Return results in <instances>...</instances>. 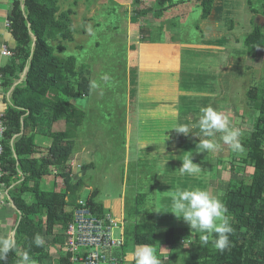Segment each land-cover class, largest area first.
I'll list each match as a JSON object with an SVG mask.
<instances>
[{"label": "rangeland", "instance_id": "374dc122", "mask_svg": "<svg viewBox=\"0 0 264 264\" xmlns=\"http://www.w3.org/2000/svg\"><path fill=\"white\" fill-rule=\"evenodd\" d=\"M132 2L58 0L61 11L74 12L71 17L73 42L63 43L59 39L49 42L53 47L65 45V51H56V56L61 59L73 57L76 68L87 70L90 82L95 81L98 85L91 87L87 98L62 99L83 114L81 125L68 131L70 140L75 143L72 156L79 154L80 161L74 163L72 178H83L82 200L90 192H98L96 202L104 212L120 220L121 229L114 235L123 236V240L125 237L129 240L132 230L147 228L149 231L151 227L165 232L162 225L166 224L171 225L169 228L188 227L169 213L172 211L170 193L178 187H200L213 194H222L235 188L233 181L248 182L241 170H231L228 160L239 153L233 152L230 146L220 141V151L200 152L196 148L199 139L195 136L203 137L198 128H193L189 136L172 129L177 123H197L200 109L210 105L229 117L231 126L241 130L242 139L251 129L254 118L246 92L252 87L264 91V50L250 51L243 45L253 24L260 22V17L250 12V7L259 9L260 0H215L211 16L203 21L194 0H173L175 6L163 14L159 19L161 22L155 19L151 23L149 10L156 9L153 0H139L138 7ZM136 7L140 17L133 16L132 10ZM160 24L167 32L162 31L164 28ZM145 29L150 32L142 33L143 39L139 32ZM166 35L171 38L170 43L169 39L166 41ZM157 43L173 45L172 52L163 59L166 64L162 71L158 69L155 57L141 51ZM142 65L156 68L154 80L164 74V80L177 84L172 89L173 120L171 113L164 117L155 115L159 119L155 122L144 117L148 105L141 101L143 94L139 95L137 70L135 73L136 67L142 68ZM105 74L110 80L101 79ZM127 93H132V98L128 99ZM165 109L171 111L170 107ZM157 125L160 130L143 129ZM55 129L64 132L66 128L59 122ZM217 139L219 141V135ZM48 142L50 140H43L44 144ZM40 144L37 147L46 151L47 148H41ZM185 155H192V162L198 164L202 172L182 175L178 170ZM43 189L51 190V187L43 186ZM61 189V181L57 179L56 190ZM138 195H145L141 210L136 209ZM1 214L3 219L14 223L13 212L2 208ZM58 232L61 234L57 229L54 234ZM193 232L190 230L189 234ZM156 238L160 243L163 237L158 235ZM190 241L180 247L181 256L173 264H186L182 261L183 253L194 250L188 246ZM132 249L130 240L125 250V264H131L135 259L130 254ZM155 249L157 254L169 253L168 248L162 247L160 252ZM52 252L58 254L57 257L65 255L63 246L58 252L56 249Z\"/></svg>", "mask_w": 264, "mask_h": 264}, {"label": "trees", "instance_id": "16d2710c", "mask_svg": "<svg viewBox=\"0 0 264 264\" xmlns=\"http://www.w3.org/2000/svg\"><path fill=\"white\" fill-rule=\"evenodd\" d=\"M214 1L194 0L202 21L211 16ZM260 1L259 9L250 7V12L264 18V0ZM153 2L156 9L149 12L156 20L175 6L173 0ZM57 4L58 0H12L6 19L9 23L6 30L15 47L7 48L11 56L5 57L6 62L0 68V101L5 107L0 117L4 128L0 139V189L7 191L6 196L16 211L13 238L17 248L0 264H16L24 251H29L38 264H52L48 246L37 247L34 237L39 234L45 240L50 238L51 245H62L64 236L54 231L64 230L71 222V215L64 208L73 209L82 200L83 178H72L74 142L68 131L81 125L83 114L62 99L87 98L91 82L87 70L76 68L73 57L56 56V51H65V45L49 44L56 39L73 42L74 12L61 11ZM132 4L139 5V0H133ZM247 4L251 6L250 1ZM137 7L132 10L134 17L141 16ZM253 25L243 45L250 51H263L264 25ZM246 95L254 118L251 129L241 139L244 151L231 155L228 163L232 171L241 170L248 182L233 181L235 188L221 196L234 229L230 248L221 252L212 245L211 238L208 244H203L201 233L194 231L192 237L189 227L169 228L171 225L166 224L162 225L165 232L151 227L149 231L132 230L129 240L124 238L122 256L125 257L131 240L133 248L138 244H151L159 252L162 247L168 248V254L157 255L162 264H173L181 256L180 247L193 238L188 246L194 250L183 253L182 261L186 264H264V91L252 87ZM59 122L64 123V132L54 130ZM36 136L50 140L46 151L41 152L37 147ZM49 178H53L51 190L43 189L44 180ZM57 179L62 186L59 191ZM97 196L98 192L92 191L82 201L94 215L102 216L107 212L96 202ZM144 199L145 195L137 196V210H141ZM158 235L163 237L160 243ZM55 264H66L65 258H59ZM131 264H135V259Z\"/></svg>", "mask_w": 264, "mask_h": 264}, {"label": "clouds", "instance_id": "9594fccd", "mask_svg": "<svg viewBox=\"0 0 264 264\" xmlns=\"http://www.w3.org/2000/svg\"><path fill=\"white\" fill-rule=\"evenodd\" d=\"M101 79L108 81L110 77L105 74ZM91 87L97 88L98 85L93 81ZM193 128H198L203 137L195 136L199 139L196 148L198 147L200 152L220 151V141L230 146L233 152L240 153L244 151L240 139L241 130L238 127L231 126L230 119L224 112L218 111L210 105L200 109L197 123H177L172 130H175L178 134L189 136ZM218 135L219 141L217 139ZM165 165L166 162L163 166L165 167ZM178 171L182 175H195L202 172L201 167L192 162V155L184 156ZM221 196L222 194H213L200 187L183 189L178 187L170 193L172 211L169 213L178 220H182L191 231L201 233L200 239L203 244H208L211 238L212 245L223 252L231 246L230 236L233 234L234 229L230 223L228 208ZM7 202L11 203L9 199ZM34 243L37 247L43 246L45 239L36 234ZM16 248L17 242L11 235L0 236V262L6 261L8 254ZM130 254L135 258V264H162L155 247L151 244L135 245ZM16 264H38V262L32 258L29 251H24L20 253V258Z\"/></svg>", "mask_w": 264, "mask_h": 264}, {"label": "crops", "instance_id": "0c3cea01", "mask_svg": "<svg viewBox=\"0 0 264 264\" xmlns=\"http://www.w3.org/2000/svg\"><path fill=\"white\" fill-rule=\"evenodd\" d=\"M11 4H12V0H0V52H1L2 48L13 49L15 47L14 42L11 39V37H10L8 31L6 30V27H5V23L7 22L6 19H7L8 13L10 11ZM164 18L170 19L171 17H164ZM154 20L155 19H153V21H152V19H151L150 23L154 22ZM156 21L161 22V20H159V19ZM160 25L163 26L162 24H160ZM163 28H164V26H163ZM162 31L167 32L166 28H164ZM139 35L141 36V38H143V39L145 38L142 36L143 35L142 32H139ZM168 39L169 38L167 36L166 41ZM170 40H171V38L169 39V43H170ZM156 42H158V41H156ZM158 43H160V42H158ZM146 44H148V43H146ZM176 44H181V43L177 42ZM149 45H151V44H149ZM172 46H173L172 44L162 45V46L158 44L156 46L152 45V48L142 49L141 51H144L145 54H148L149 56H151L153 58L155 57L156 61H157L156 65L158 66V69L162 71V69L164 68L163 66L166 64L165 60H163V59L166 58V55L168 54L169 51L172 52V49H171ZM128 59H129V56L127 54V61H128ZM127 61H126V65H127ZM5 62H6V58L2 57L0 55V68ZM139 64L140 63L137 61V66ZM142 66H143L142 68L136 67L135 73L137 70L139 77H138V79H136V81L137 80L139 81V95H140V93L143 94L141 101L143 102V104L148 105L145 108V112H144L145 116L144 117H146L151 122H155V120L158 119L155 117V115H158L159 117H164L166 115V113H171V118L173 120L174 111L172 112V107L174 105L172 103L173 102L172 89H173V86L177 87V84L175 82L173 83L172 81L169 82L168 80H164V74L161 78H159V80H157L158 78L156 80H154L153 77H156V76H154L153 74L157 72L156 68L155 67L152 68L151 66H148V65H145V66L142 65ZM130 72L132 73L131 68L129 69V73ZM146 73H151V74H146ZM148 78L150 80H148ZM146 87H148V91L146 90ZM131 94L132 93L128 94L129 95L128 99H130V97L132 98ZM140 105H141V103H140ZM2 107H4V106L2 105V103L0 101V114L1 115L3 113V110L5 109V107H4V109H2ZM168 107L171 108V111L168 109H165ZM158 108H161V109H158ZM163 110H164V112H163ZM126 112H127V108H125V114H126ZM129 128H130V126L127 127V130ZM143 129H145V130H147V129L160 130V127L158 125L157 126H151V127L144 126ZM54 130L56 131L55 128H54ZM161 130H163V129H161ZM36 137H39V138H35L36 144L43 143V140H46L45 138H41V136H36ZM49 146H50L49 142L44 144V145L40 144L41 148L42 147L48 148ZM41 152H43V151H41ZM78 155L79 154H77V156L76 155L72 156V162L71 163L74 164L76 162L79 164L80 161H78V158H77V157H79ZM52 182H53V178H49V179H45L43 184L45 187L50 188L52 185ZM1 192L3 193V191H1ZM6 195H7V193L4 192V198L2 199V202L0 201V236L11 235L13 237L14 223H11L10 221L3 219V216L1 214L2 208H6L13 213L15 211V209L13 208L11 203L5 202V201H8V198ZM58 230L61 231L60 229H58ZM58 234H60V232H58ZM51 242H52L51 239L48 238L45 240V245L48 246L47 247V254L49 253L52 264H55L56 261L59 258H61L62 256L57 257L58 254L55 255L52 252V249H56L58 252V249H60V246H63V245H58L59 246L58 247V246L51 245Z\"/></svg>", "mask_w": 264, "mask_h": 264}, {"label": "built area", "instance_id": "2783aa9c", "mask_svg": "<svg viewBox=\"0 0 264 264\" xmlns=\"http://www.w3.org/2000/svg\"><path fill=\"white\" fill-rule=\"evenodd\" d=\"M9 27V23H5ZM0 55L9 57L10 53L2 48ZM1 117V114H0ZM4 128L0 123V139ZM1 153V146H0ZM70 167L73 171L74 164ZM0 190V201L4 192ZM71 215V222L61 231L64 236L63 248L66 264H124L121 249L124 245L123 236L115 237L114 232L120 231V220L111 214L94 215L82 200L77 201V207L64 208Z\"/></svg>", "mask_w": 264, "mask_h": 264}, {"label": "water", "instance_id": "95a60500", "mask_svg": "<svg viewBox=\"0 0 264 264\" xmlns=\"http://www.w3.org/2000/svg\"><path fill=\"white\" fill-rule=\"evenodd\" d=\"M259 20H260L259 23H260L261 25L264 24V18L260 17ZM13 235H14V234H13Z\"/></svg>", "mask_w": 264, "mask_h": 264}]
</instances>
